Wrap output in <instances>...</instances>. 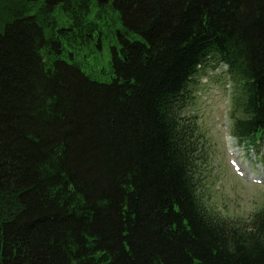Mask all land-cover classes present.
<instances>
[{
	"label": "trees",
	"instance_id": "obj_1",
	"mask_svg": "<svg viewBox=\"0 0 264 264\" xmlns=\"http://www.w3.org/2000/svg\"><path fill=\"white\" fill-rule=\"evenodd\" d=\"M221 65L259 151L264 0H0V264H264V206L207 201L186 112Z\"/></svg>",
	"mask_w": 264,
	"mask_h": 264
},
{
	"label": "rangeland",
	"instance_id": "obj_2",
	"mask_svg": "<svg viewBox=\"0 0 264 264\" xmlns=\"http://www.w3.org/2000/svg\"><path fill=\"white\" fill-rule=\"evenodd\" d=\"M223 69H207L206 75L200 76L199 88L186 112L195 116L203 134L206 159L200 166L207 201L222 216L247 219L264 206V145L257 151L235 142L229 118L231 84ZM233 146L238 157L228 153V147L233 150ZM233 159L242 168L233 165Z\"/></svg>",
	"mask_w": 264,
	"mask_h": 264
},
{
	"label": "bare ground",
	"instance_id": "obj_3",
	"mask_svg": "<svg viewBox=\"0 0 264 264\" xmlns=\"http://www.w3.org/2000/svg\"><path fill=\"white\" fill-rule=\"evenodd\" d=\"M227 139H229V143L232 144V142H231L232 139H230V137H228ZM236 151H237V148L234 147V149L232 150L230 147H228V153H230L231 156L234 155V157H236V156L238 157V155H240V154L237 153ZM232 161H233V165L236 164V165H238V168H242V166H240L238 164V161L237 160L233 159ZM252 178H255V176H252Z\"/></svg>",
	"mask_w": 264,
	"mask_h": 264
}]
</instances>
